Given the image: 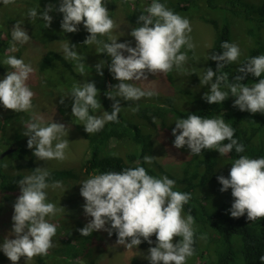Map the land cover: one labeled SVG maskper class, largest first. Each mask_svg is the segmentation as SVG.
<instances>
[{"label": "clouds", "instance_id": "clouds-1", "mask_svg": "<svg viewBox=\"0 0 264 264\" xmlns=\"http://www.w3.org/2000/svg\"><path fill=\"white\" fill-rule=\"evenodd\" d=\"M2 2L8 5L15 3V0ZM53 10L63 14L60 24L63 32H77V26L83 23L89 33L83 43L98 45L97 53H106L111 57L109 71L119 81L111 86L115 91L107 95L113 100L111 112L103 111L99 116L89 113V109L94 113L102 109L97 99L99 90L94 82L74 84L70 93L61 96V103L65 96L72 97V115L83 122L88 134L100 131L107 122L119 123L121 106L115 97L138 101L143 97L158 95L154 89L145 90L133 82L147 80L146 72L167 74L174 67L183 70L188 56L187 52L181 51L182 47L186 46L188 50L195 47L189 35L192 31L190 21L174 13L159 0H152L138 17V26L132 28L130 35L135 39L134 47L127 41L118 43V36L111 34L116 25L103 0H60L58 8L48 4L43 12L38 13L34 7L28 10L27 17L35 20L39 15L47 28L53 19L49 12ZM98 36H107L108 42L98 39ZM12 39L20 44L30 39L19 22L13 27ZM61 48L66 59L77 61L76 70L84 75L85 57L75 50V45L67 41ZM221 48L223 52H213L209 56V59L218 62L216 70L209 67L200 76V85H210L204 99L209 104H218L223 103L231 94L235 97L234 106L241 111L264 113V78L258 79L251 86L241 83L248 73L255 77L264 74V55L251 57L241 64L237 71L243 75L235 76L233 79L236 82H230L227 72L218 74L217 70L223 68L225 63L237 61L241 54L240 48L227 41L222 42ZM9 51L16 52L19 49L12 44ZM4 63L13 71L7 72L0 79V103L14 112L29 111L34 93L26 81L35 71L34 68L30 63L26 64L23 59L12 55ZM104 64L105 61L94 66L101 76ZM138 110V106L133 109ZM234 132L235 129L225 123L223 118H202L190 114L187 118L175 121L172 129L175 137L173 144L178 149L187 145L190 153L196 155L201 154L202 149L218 150L220 156L230 153L233 148L236 153H242L244 145L233 138ZM24 135L28 137L27 147L34 149L33 155L36 158L61 161L66 158L69 140L65 138L67 128L63 123L53 120L46 122L42 116L34 114L27 123ZM225 140L229 143H222ZM154 157L145 155L143 159L145 163L151 164ZM49 176L48 169L36 167L32 174L16 182L20 194L13 205L11 217V235L14 238L5 236L0 244V250L12 264H17L21 257L30 261L35 256H46L53 247L52 238L56 235L57 226L46 217L55 216L64 208L61 206L58 209L55 203L48 202L45 190L49 187L63 189V184L54 181L50 185ZM217 180L222 186L221 192L231 189L234 200L230 215L233 218H239L245 212L249 221L264 218V157L249 158L241 155L231 163L228 177L220 175ZM80 184V195L85 201L83 210L86 216L91 217L79 229L81 236H90L94 230H105L111 236L115 230L116 243L130 249L138 246L142 242L141 238L152 244L150 237L155 234V246L148 249L146 257L150 264H186L187 259L193 256L195 220L191 214L186 217L182 215L183 206L191 199V193L173 190L175 180L166 175L157 178L148 174L144 167L136 166L120 172L93 173ZM109 222L110 227L106 228ZM174 237L180 239L173 243ZM126 238L130 243H126ZM260 261L264 264V256L260 257Z\"/></svg>", "mask_w": 264, "mask_h": 264}, {"label": "trees", "instance_id": "trees-1", "mask_svg": "<svg viewBox=\"0 0 264 264\" xmlns=\"http://www.w3.org/2000/svg\"><path fill=\"white\" fill-rule=\"evenodd\" d=\"M16 1L23 6V0ZM123 1H125L127 7L126 14L139 16L152 2L150 1L142 7L137 1L135 3V0ZM29 2L35 4V6L40 3V5H43V10L48 4H52L56 8L60 4V0H45L46 5L43 0H29ZM103 2L111 17L110 13L113 5L110 0H103ZM159 2L182 17L184 15L199 17L213 26L215 38L206 61V69L210 67L213 71L216 70L218 62L209 59V56L213 52L220 54L224 51L221 48L222 42L235 43V34L231 22L240 23L238 21H242L247 25L245 33L250 43L247 52L240 54L237 61L225 63L223 68L217 70L218 74L227 72L230 82H236L233 79L235 76L243 75L237 71L242 66L241 64L251 57L264 55V0H260L258 4L251 3L248 0H159ZM203 13H207L209 17L203 16ZM49 15L53 17V24H61L62 13L53 10L49 12ZM135 18V16H131L130 20L134 21ZM137 19H135L136 23ZM77 27L79 31L68 33L72 34L70 44L75 45V50L78 53L95 51L98 45L83 43L89 35L85 26L79 27L78 25ZM52 31L57 32V30ZM58 31V36L64 35L59 29ZM7 35L9 36L8 33ZM98 39L108 42L107 36H98ZM0 52L4 54L0 57V69H3L6 67L4 60L7 54L2 49ZM100 55L102 62L105 61L102 80L99 84L102 93L101 105L104 111L111 112L113 100L109 99L107 95L109 92L115 91L111 86L117 84L118 81L109 71L108 65L111 63V57L106 53H100ZM37 70L41 75L46 76L48 81L51 80L50 77L53 75L61 78L58 81L64 84L74 82L77 77L74 70V61L66 59L64 53L53 50L46 51L41 56ZM260 78H264V74L261 77H255L248 73L244 75L241 83L251 86L258 82ZM222 90L227 91L223 88ZM115 100H118L121 106V111L118 114L119 123L107 122L96 133L88 134L85 129L80 131L87 144V157L82 163L86 179L93 173L120 172L125 168L136 166L144 167L148 174L157 178L166 175L176 182L173 190L191 193V199L183 206L182 215L186 217L191 214L194 217L193 247L195 251L193 256L187 259L186 264H262L260 257L264 256V218L249 221L246 212L239 218H233L225 214L223 208L217 206V202L202 197L205 191L203 186L220 176L215 172L217 165L209 158L211 153L216 155V150H201V154L205 155L203 161L197 162V167L203 169L201 173L198 171L189 173L188 170H185L182 176L172 175L157 161L154 154L153 131L155 123L153 115L160 116L163 119L161 120L162 124L163 121H167L165 114L172 116L173 120L187 118L190 114L199 115L202 118H223L225 123L235 129L233 138L244 145L242 153H236L235 148H233L225 157L222 156L223 162L230 164L241 155H246L249 158L264 157V113L241 111L237 106H234L235 97L231 94L223 103L218 104H209L203 97V105L190 111L179 109L173 104L171 98L167 99L165 108L158 107L156 104L159 101L157 97L152 98V102L149 103H140L139 100L125 101L121 97H115ZM137 106L139 110L133 111ZM89 113L92 114L91 109H89ZM22 122L23 116L18 112L9 111L4 116H0V203L2 204L1 201H3L5 206H9L8 213L10 209H13L15 203L10 194H20V187L16 182L32 174L35 168L38 167L36 164L38 158L33 155L34 149H29L27 142L22 140V134L19 131ZM222 143L226 144L229 141L225 140ZM12 144H14L15 150L3 154ZM145 155L155 156L151 164L144 162L143 157ZM198 157L194 154L188 163L198 160ZM223 162L219 160L220 165H223ZM73 175L66 170H54L50 172L48 182L63 180ZM200 187L203 188L200 189ZM196 191H201V197L195 196ZM50 223L54 224L55 221ZM75 224L67 225L66 239L60 237L64 232L56 235V240L53 237L58 246L60 242L63 243L61 248L66 251L64 252L65 255H61V248L53 245L46 256H35L34 264H61L53 259V253H60L62 264H72L73 260H77V264H86L87 259L93 261L98 253V250L94 248L97 239L94 237V233L90 236H81L79 232L80 224ZM113 235L117 237L115 230H113ZM141 239L142 242L138 246L145 248L144 250L155 246L156 237L154 234L150 237L152 244L144 241L143 238ZM179 239V237H176L175 242ZM92 261H90L91 264ZM129 264H150V261L147 258L133 257L130 259Z\"/></svg>", "mask_w": 264, "mask_h": 264}, {"label": "rangeland", "instance_id": "rangeland-1", "mask_svg": "<svg viewBox=\"0 0 264 264\" xmlns=\"http://www.w3.org/2000/svg\"><path fill=\"white\" fill-rule=\"evenodd\" d=\"M136 1L143 7L152 0H135L134 2L136 3ZM248 1L254 4L260 2V0ZM22 2L23 6L18 4L16 0L13 4L5 5L2 0H0V50L2 49V51L7 54L5 55V59L9 55L15 56L16 58L23 59L26 64L30 63L35 70L29 75V78L26 81L34 93L32 97V108L29 111L18 112L23 116L22 125L19 127V131L22 134V140L24 142H27L28 140V137L24 135V132L26 131L27 123L31 121L34 114L42 116L46 122H51L53 120V122L63 123L67 128V136L65 138L69 140V148L66 150V158L62 161L55 159H37L36 161L38 167L46 168L49 172L62 169L74 174L70 178L55 180L62 182L63 189H65L64 192L61 188L52 187L45 190L47 192L48 202L55 203L58 209L61 206L64 208L63 210L58 211L55 216H49L46 217V219L49 222L55 221L54 224L57 226L56 235L64 232L60 237L66 239L65 232H67V225L76 223L80 224L79 226L82 228L91 220V217L85 215L83 210L85 201L80 195V188L82 187L80 183L86 180V174L82 167V163L87 157V144L80 134V131L84 129V125L83 122L79 121L72 115V97L65 96L63 103H61L60 100L61 96L70 93L74 84H83L87 81H91L95 83V86L99 90L97 99L101 103L102 93L99 84L103 75H99L94 66L97 63H101L102 60L100 53H97L96 50L79 52V54L85 57L84 75L77 72V61H74V70L77 75L74 82L71 81L68 84H64L58 81L61 78L53 75L50 77L51 80L48 81L46 76L41 75L37 70L41 56L49 50L64 53L61 45L67 41L70 43V37L72 34H68L69 32H63L60 24H53L52 21L50 26L45 28L43 18H40L39 15L35 20L29 19L27 17L28 10L38 7L37 12L40 13L43 12V5L38 3V5L35 6V4H30L29 0H23ZM43 2L46 5L45 0H43ZM110 3L113 5L110 18L114 20L116 25L111 34L118 36V43L127 41L130 43V46L134 47L135 39L130 35V32L132 28L138 26L135 19H137L139 15L126 14L127 7L123 0H110ZM131 16L136 17L134 21L130 20ZM203 16H206L207 18L209 17L207 13H203ZM184 17L190 21L192 31L189 35L191 36V41L195 47L192 50H188L186 46L182 47V52H187L188 56L187 61L183 65V70H177L174 67L173 70L167 74H152L146 72L147 80L133 82L136 86L141 87L142 89H154L158 92V95H155L152 98L157 97L159 101L156 104L159 108H165L167 105V99L171 98L173 99V104L179 109L184 111L193 110V108L203 105L204 94L205 92H208L210 88V85L208 84L200 85V76L203 75L206 69L207 56L215 38V29L212 25L208 22H204L199 17H188V15H184ZM17 22L21 24V27L25 29L30 37V39L24 44H20L12 39V30ZM238 22L240 23H234V21L233 23L231 22L235 34L234 41L235 44L239 46L241 54H245L250 46L245 33L247 25L242 21ZM79 27H84L83 23L79 24ZM58 29L64 33L63 36H58ZM52 30H57V32H53ZM66 36H68V38H66ZM12 44H15L19 51H9ZM124 54L127 55L126 52ZM2 55L4 54L1 53L0 57ZM9 71H13V69L8 65H6L5 68L0 69V79H3ZM101 71L103 72V68ZM152 98L143 97L139 102L149 103ZM200 98L201 100H199ZM9 111L14 112L11 109L5 108L2 103H0V116H4ZM91 111L93 115L99 116L104 109L102 107L101 110L98 109L95 113L93 110ZM153 117H155V121L153 120L155 123L153 131V150L157 161L162 164L168 172L175 176H182L185 173V170H188L189 173L195 171L201 173L203 169L202 167H197V162L203 161L205 155H198V160L196 159L188 163L194 154L190 153V149L187 145L178 149L173 144L175 137L172 134V129L175 127L176 120H173L172 116L165 114L167 121H163L162 124L161 120L163 119L160 116L153 115ZM177 134H179V130H177ZM223 157H225V155ZM223 157L220 156L218 150H216V155L214 153L209 155L210 160L214 161L217 165L215 167L217 175L228 177L231 162L230 164H225L222 159ZM219 160L223 162V165H220ZM52 182L54 181H49L48 183L51 185ZM203 187L205 191L202 197L217 202V206L223 208L225 214L231 216L230 209L234 200L231 195V189L229 188L228 190L221 192L220 188L222 186L217 179L210 181L209 184ZM203 187H200V189ZM10 196L16 200L19 195L10 194ZM195 196L201 197V191H196ZM1 202L0 244L3 243L5 236L9 239L14 238V236L11 235L13 225L11 217L14 210L10 209L8 213L9 206H5L3 201ZM105 227H110V223H106ZM93 233L94 237L97 239L94 248L98 250V253L93 261L87 259L86 264H91L90 261H92V264H129L131 258L138 257L145 259L149 254L148 249L144 250L145 248H142L141 246H134L129 249L124 245L117 244V237H114L113 231L111 236H109L108 232L105 230H94ZM55 236L54 240H56ZM175 239L176 237L173 238V243H175ZM54 240L52 238L53 245L58 246L57 241ZM126 243H130V240L127 238ZM61 246H63L62 242L59 243L58 248H61ZM64 252L66 251L62 249L60 252L62 253V256L65 255ZM60 253H53V259L62 264ZM33 261L34 258L28 261L25 260L24 257H21L17 264H34L35 261ZM76 261L77 260H73L72 264H75ZM0 264H12L2 250H0Z\"/></svg>", "mask_w": 264, "mask_h": 264}, {"label": "water", "instance_id": "water-1", "mask_svg": "<svg viewBox=\"0 0 264 264\" xmlns=\"http://www.w3.org/2000/svg\"><path fill=\"white\" fill-rule=\"evenodd\" d=\"M13 150H15L14 144H12L8 149H6L3 154H7L9 152H12Z\"/></svg>", "mask_w": 264, "mask_h": 264}]
</instances>
